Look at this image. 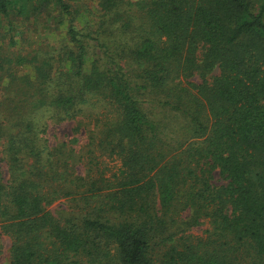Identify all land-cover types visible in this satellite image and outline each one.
<instances>
[{
    "label": "trees",
    "instance_id": "trees-1",
    "mask_svg": "<svg viewBox=\"0 0 264 264\" xmlns=\"http://www.w3.org/2000/svg\"><path fill=\"white\" fill-rule=\"evenodd\" d=\"M93 7L0 0L9 264H264V0ZM42 8L62 38L25 51ZM63 123L74 135L56 143ZM102 158L120 164L109 178ZM202 219L207 238L185 236Z\"/></svg>",
    "mask_w": 264,
    "mask_h": 264
},
{
    "label": "rangeland",
    "instance_id": "rangeland-1",
    "mask_svg": "<svg viewBox=\"0 0 264 264\" xmlns=\"http://www.w3.org/2000/svg\"><path fill=\"white\" fill-rule=\"evenodd\" d=\"M82 2L86 3L87 6L91 7V9L93 10L94 8L93 6L95 5V0H82ZM78 3L80 2L78 1ZM75 5H78V4H75ZM86 17H87L86 15H82V18H83L82 20L88 21V18ZM57 18H59V14L57 11H52L49 13V11H47L45 8H42L41 14L37 16L35 22L33 20H29L22 24V28L20 30L21 33L15 39L17 40L20 46H23L22 48L25 51L32 50L37 45L54 48L57 45V41L60 40V38H62L63 31L65 30L64 29L65 27L63 25L61 26L58 25L57 22L59 20H57ZM90 20L93 21L92 18ZM77 26L80 27L81 25L79 24ZM21 73L23 75L32 77V71L30 67L28 66L23 68ZM190 82L195 83L193 79ZM0 96H1V93H0ZM143 107L145 109L148 108L147 106H143ZM155 110L158 113V116L162 118V113L159 111L160 109L155 107ZM112 111H113L112 108H107L104 110V112L108 114H112ZM102 112L103 110L98 111V113H102ZM72 128H73V124H70V123L60 124L58 127H56L55 130L53 129L50 130V134L52 133L50 136L52 137V140L55 141L56 143L59 141H65L68 139V137H71L72 135H74ZM79 137H80V140H79L80 145L83 147L86 144L85 133L83 136H79ZM2 156L3 155L1 153V148H0V168L5 169V164L2 161L3 160ZM98 163H99L98 165L99 172L102 171V173H104V176L106 178H109L111 173L116 172L120 166L117 160L108 159V158H102L101 160L98 161ZM95 173L97 174L98 172L94 170V173L92 174L96 175ZM212 184H214L215 186H222L226 184V181L221 175H219V173L214 172ZM61 202L65 203L66 201L62 200ZM58 206L59 204L56 203L52 207H58ZM188 212H183L180 216L183 219H186L189 215ZM209 229H210L209 219H202L201 225L188 230L185 236L189 238H201L205 240L207 238V231ZM0 248H1L0 264H9L10 240L7 236H5L2 233H0ZM249 260L250 258L245 257V261L243 262V264H251V261Z\"/></svg>",
    "mask_w": 264,
    "mask_h": 264
}]
</instances>
